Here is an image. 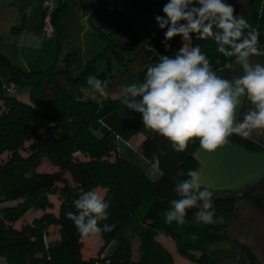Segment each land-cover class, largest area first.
Segmentation results:
<instances>
[{"label":"trees","instance_id":"1","mask_svg":"<svg viewBox=\"0 0 264 264\" xmlns=\"http://www.w3.org/2000/svg\"><path fill=\"white\" fill-rule=\"evenodd\" d=\"M122 1L129 11L146 12L153 19L164 15L163 8L154 9L150 0ZM95 3L92 11L104 5L103 0ZM60 4L56 0L54 33ZM234 9L235 15L243 16L260 32L259 45H264V0H241ZM166 31L157 23L146 37L136 31L142 43L138 52L117 47L102 35L105 50L79 71L77 54L71 49L61 58L58 52L50 66L34 70H24L0 54V257L6 264H96L107 259L110 264H175L171 252L156 239L159 235L171 239L179 255L187 260L214 264L209 246L228 241L226 229L202 223L195 216V208L188 211L183 224L165 222L171 201L179 198L173 190L175 185L188 178L187 172L195 170L196 161L187 158L173 174L152 178L119 155L115 134L99 127L106 114L125 107L123 94L114 98L111 92L143 82L149 66L157 63L160 56L174 57L184 43L188 47L199 45L213 70L234 61L217 51L214 39L199 40L195 34L185 42L181 36L174 37L166 49ZM106 52L121 65L110 77L97 68ZM139 64L145 67L137 69ZM89 75L103 81L106 95L90 91L86 79ZM4 86L25 90L27 101L6 94ZM25 151L26 156L22 154ZM139 151L149 158L157 152V146L146 139ZM42 159L58 172H38ZM81 189L99 192L110 205L107 219L100 222L115 226L101 234L99 254L109 249L106 260L83 257L84 239L66 217V213L76 211L74 201ZM51 196L59 201L57 215L47 211L54 207ZM29 210L41 211V215L15 227ZM50 226L57 227L58 238L47 242L46 230ZM134 245L137 260L132 258Z\"/></svg>","mask_w":264,"mask_h":264},{"label":"crops","instance_id":"2","mask_svg":"<svg viewBox=\"0 0 264 264\" xmlns=\"http://www.w3.org/2000/svg\"><path fill=\"white\" fill-rule=\"evenodd\" d=\"M58 1L61 4L56 12L57 30L46 39L41 33V0H0V54L24 70H34L50 66L58 52L61 58L71 49L77 54V65L84 66L105 50L102 35L117 47L138 52L142 43L136 31L146 37L156 27L155 19L146 12L131 9L124 13L114 6V0H103L104 5L94 11L91 8L97 0ZM159 1L162 0L149 2L154 6ZM239 1L224 0L233 7ZM258 46L264 51V45ZM107 55L113 59L106 52L99 61ZM252 62L264 64V56H254ZM231 63L232 69L224 66L214 71L229 80L242 75V69L234 61ZM120 92L114 98L123 94V88ZM250 107V102L242 98L237 118L242 120ZM99 127L114 133L121 154L152 178L171 175L187 158H193L204 186L213 192L216 216L223 217V222L215 225L226 229L228 235V241L209 246L213 263L264 264V131H254L250 139L233 134L227 144L213 153L202 150L199 140L194 139L186 151L178 153L170 141L144 127L140 113L126 106L106 114ZM146 139L157 146V152L149 158L139 151ZM156 239L168 250L166 241L174 243L163 235ZM174 262L177 264L175 259ZM0 264H6L2 257Z\"/></svg>","mask_w":264,"mask_h":264},{"label":"clouds","instance_id":"3","mask_svg":"<svg viewBox=\"0 0 264 264\" xmlns=\"http://www.w3.org/2000/svg\"><path fill=\"white\" fill-rule=\"evenodd\" d=\"M164 15L155 17L165 32V48L176 36L183 41L214 39L217 51L234 62L243 74L229 80L218 75L199 45H184L172 56H160L147 68L143 82L123 88L122 103L142 115L145 128L170 141L176 152L186 151L189 142L199 140L200 148L213 153L235 134L250 139L256 130L264 131V64L252 57L264 56L259 48L260 32L224 0H168ZM247 30V31H246ZM233 68V63L226 65ZM87 84L106 95L103 81L89 75ZM246 98L252 107L237 118V110ZM198 155L194 153V156ZM158 163V159H157ZM187 179L178 182L165 222L183 224L190 209L204 224L222 223L212 202L213 192L204 186L201 172L189 170ZM75 212L66 213L81 240L110 232L115 226L101 225L107 219L109 203L97 191H84L74 201Z\"/></svg>","mask_w":264,"mask_h":264},{"label":"rangeland","instance_id":"4","mask_svg":"<svg viewBox=\"0 0 264 264\" xmlns=\"http://www.w3.org/2000/svg\"><path fill=\"white\" fill-rule=\"evenodd\" d=\"M164 4H166V1L164 2V0H162V1H159V4H158L160 7L158 5L157 6H152V7L154 9H158L159 10V8L162 9L164 7ZM61 55H63V53ZM45 67H48V66H45ZM77 67H78V71L83 68V66L81 64L77 65ZM144 67L145 66L139 64V65H137L136 68L137 69L138 68L142 69ZM97 68H98L99 71L104 72V74L107 77H110L112 75L117 74V72L121 68V65H119V63H116L114 61V59H112L111 55H107L105 57V59H102V60H100L98 62ZM122 82L124 83L123 80H122ZM7 86L8 85H6V87ZM4 90L6 91V94H10V95L16 97L17 99L22 100V101H27V97L28 96H27V92L25 90L17 89L16 87H13V86H12V88L10 87V89H6L5 86H4ZM90 91L93 94L97 93L92 88H90ZM120 93L121 92H111L110 95L114 97V95H118ZM1 108H2V103L0 101V110H1ZM26 146H28V143L25 144V147ZM116 150H117V153L119 155H122L121 154V148L119 147V145L118 146L116 145ZM22 154L26 156L28 153L25 151V152H22ZM2 157L5 158V155H3ZM131 162H133V160ZM37 171L38 172L51 173V172H58V168L53 167L51 164L48 163V161L46 159H42L40 164L37 167ZM50 199L53 202L54 207L49 209V210H47V211L48 212H52L55 215H57L59 201H58L56 196H51ZM10 204H15V202L14 203H10ZM39 215H41V211L29 210L26 213L25 217L22 218V220H20L19 222H17L15 224V227H20V225L23 224V223H31ZM57 238H58L57 227H55V226L48 227L47 230H46L45 240L47 242H51V241H54ZM166 244H167V246H168V248H169V250H170V252H171V254L173 256V259H175L177 264H189V263L190 264L191 263L195 264V263L191 262L190 260H187L185 257H182L181 255H179V253L176 250V247H175L174 243H171L170 241H168V242L166 241ZM102 245H103V239L101 237V234L95 235V236L85 237L84 238V245H83V257L86 258V259L99 257V258H103L104 260H106L107 256H108L107 254H109V249L105 250L102 254H99V249L101 248ZM138 255L139 254H138V251H137V247L134 245L133 246V252H132L133 260H137L138 259ZM100 260H102V259H100ZM96 264H110V260L107 259L106 261H104V263L103 262H97Z\"/></svg>","mask_w":264,"mask_h":264},{"label":"built area","instance_id":"5","mask_svg":"<svg viewBox=\"0 0 264 264\" xmlns=\"http://www.w3.org/2000/svg\"><path fill=\"white\" fill-rule=\"evenodd\" d=\"M43 5L41 33L45 38H51L54 35L53 13L56 8V0H41ZM114 6L122 12L128 13L122 0H114Z\"/></svg>","mask_w":264,"mask_h":264}]
</instances>
